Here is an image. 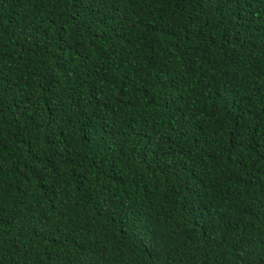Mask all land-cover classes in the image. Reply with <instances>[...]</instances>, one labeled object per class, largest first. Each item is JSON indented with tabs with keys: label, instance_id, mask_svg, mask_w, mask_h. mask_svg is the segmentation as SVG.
<instances>
[{
	"label": "trees",
	"instance_id": "16d2710c",
	"mask_svg": "<svg viewBox=\"0 0 264 264\" xmlns=\"http://www.w3.org/2000/svg\"><path fill=\"white\" fill-rule=\"evenodd\" d=\"M0 264H264V0H0Z\"/></svg>",
	"mask_w": 264,
	"mask_h": 264
}]
</instances>
